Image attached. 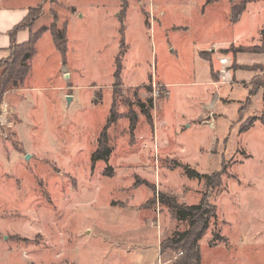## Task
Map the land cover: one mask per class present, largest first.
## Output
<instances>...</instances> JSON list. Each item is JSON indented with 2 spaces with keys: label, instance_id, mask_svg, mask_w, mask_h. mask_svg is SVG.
Returning <instances> with one entry per match:
<instances>
[{
  "label": "rangeland",
  "instance_id": "rangeland-1",
  "mask_svg": "<svg viewBox=\"0 0 264 264\" xmlns=\"http://www.w3.org/2000/svg\"><path fill=\"white\" fill-rule=\"evenodd\" d=\"M32 9L33 32L54 24L68 44L58 52L45 31L22 90L2 102L0 264L180 263L169 240L188 222L166 201L203 197L217 215L199 241L202 264H264V0H46ZM230 57L245 67L230 68ZM212 67L230 72L217 94ZM152 99L150 124L138 102ZM114 101L112 154L92 166ZM186 167L213 176L211 185Z\"/></svg>",
  "mask_w": 264,
  "mask_h": 264
},
{
  "label": "trees",
  "instance_id": "trees-1",
  "mask_svg": "<svg viewBox=\"0 0 264 264\" xmlns=\"http://www.w3.org/2000/svg\"><path fill=\"white\" fill-rule=\"evenodd\" d=\"M53 1V0H52ZM55 1V0H54ZM242 9L246 8V5L243 4ZM41 6L37 7L38 9ZM125 9V8H124ZM32 11L34 9H31L28 15V18L22 22L19 26L14 29L12 33V37H15V34L22 29H31V35L29 38V41L25 44H17L15 41H13L11 50H12V60L7 63L5 68L0 72V115H1V106L2 102L4 100L5 95L8 92L15 91L17 89H22L23 84L30 76L31 71V64L29 61L37 55V45L38 40L42 37L45 31H50V33L53 36V40L56 44V48L58 52L65 54L67 51V36L65 30L58 28L56 25H51V27H44L39 32H33L32 26L35 21H30L27 24V21L29 17L32 15ZM234 11V9H232ZM35 19L37 17H34ZM236 16L233 17V20H236ZM33 20V19H32ZM37 20V19H36ZM262 35H264V30L262 31ZM243 50V49H242ZM242 50H239V52ZM230 51V49L224 50ZM29 63V64H28ZM116 72L114 74V85H115V95L118 96L117 91H119V88L123 86L121 83V74H122V61L118 58L117 64H116ZM259 88H263L264 90V83H260ZM252 97V92L249 93ZM264 96V93H263ZM250 99V98H249ZM251 100H249L250 102ZM116 101H114V106L110 110V117L107 120V124L102 130L101 135L98 138L97 141V149L93 152L91 155V162L92 166H94L97 162L103 161L108 162V159L110 158L112 154V148L109 146V133L108 129L114 125L117 121L116 112L114 111ZM147 104L149 107H147ZM139 107L141 108V112L145 117L147 118L148 122L150 124L153 123L152 115L150 114V109L154 106L153 99L149 100L147 103L138 102ZM129 120H130V130L135 131V128L138 123L137 115L133 112H130L128 114ZM255 120H251L242 128L241 134H244L245 132L249 131L253 125L256 123ZM264 124V120H263ZM186 172L189 174L191 178H198L200 177H206V179L209 181L213 179V176H205L200 175L196 171L190 169L189 167H186ZM219 176L217 173L214 175ZM217 185H220L221 181L220 178H217ZM211 185V183H209ZM160 202H163V199H159ZM167 204L172 207L175 210L176 218L182 222H188V228L185 232L180 233L179 236H174L172 239L169 240V243L171 246L177 247V249H182L183 253L185 254L184 259L180 263L176 264H202V255L201 250L199 249V241L202 239V237L205 235L207 230L209 229V223L210 221L216 217L217 215V205L210 204L206 198H202L199 205H182L178 204L173 199H167Z\"/></svg>",
  "mask_w": 264,
  "mask_h": 264
},
{
  "label": "crops",
  "instance_id": "crops-1",
  "mask_svg": "<svg viewBox=\"0 0 264 264\" xmlns=\"http://www.w3.org/2000/svg\"><path fill=\"white\" fill-rule=\"evenodd\" d=\"M44 2H46V0H0V59L9 55V52H11V46L13 44L12 43L13 41H15V43H17L19 45L25 44L29 41V38L31 35V29L30 28L19 30L15 34L14 38L12 37V33H13L14 29H16L17 26L22 24V22H24L28 18V15L30 13L29 11L32 8L43 6ZM225 7H226V9L228 8V10H227L228 12L226 13V15H228L230 8L227 5ZM212 46H214V45H211V47ZM211 47H208L207 49H210V51L213 52L214 50L211 49ZM222 50H227V48L222 49ZM198 52H199L200 58L202 60H204V58H202L200 53H204V52H206V50H203V51L198 50ZM220 59L223 60V58L219 57L218 61ZM228 60L231 63L228 65L230 68L232 67L231 66L232 63H235L237 65L236 58L230 57V58H228ZM205 62L210 63L209 60L206 61V59H205ZM208 65H211V64H208ZM237 66H239V65H237ZM239 67H240V69H242L245 66L242 65V67L241 66H239ZM246 67H248V66H246ZM220 69H221L220 71H217L213 67L211 69V76H210L211 78L209 81V87H210L209 91L214 92V94L215 93L217 94V89H220L222 84L226 83L230 79V72L224 71L223 68H220ZM250 69H253V67H251ZM223 72H225V73H223ZM223 74H226V77H224ZM20 90H22V89H20Z\"/></svg>",
  "mask_w": 264,
  "mask_h": 264
},
{
  "label": "water",
  "instance_id": "water-1",
  "mask_svg": "<svg viewBox=\"0 0 264 264\" xmlns=\"http://www.w3.org/2000/svg\"><path fill=\"white\" fill-rule=\"evenodd\" d=\"M67 101L70 103V101H71V97L70 96H67ZM29 157H30V155L27 156V158H29Z\"/></svg>",
  "mask_w": 264,
  "mask_h": 264
}]
</instances>
